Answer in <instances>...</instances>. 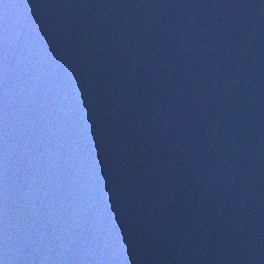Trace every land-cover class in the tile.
Segmentation results:
<instances>
[{"label": "water", "instance_id": "1", "mask_svg": "<svg viewBox=\"0 0 264 264\" xmlns=\"http://www.w3.org/2000/svg\"><path fill=\"white\" fill-rule=\"evenodd\" d=\"M0 264H264V0H0Z\"/></svg>", "mask_w": 264, "mask_h": 264}]
</instances>
